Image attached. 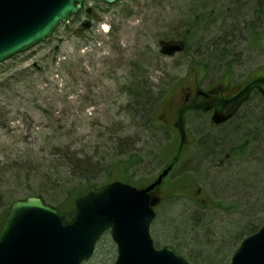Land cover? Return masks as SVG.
Masks as SVG:
<instances>
[{
  "label": "rangeland",
  "instance_id": "374dc122",
  "mask_svg": "<svg viewBox=\"0 0 264 264\" xmlns=\"http://www.w3.org/2000/svg\"><path fill=\"white\" fill-rule=\"evenodd\" d=\"M257 1L122 0L106 5L85 0L83 9L91 8L99 20L91 28L79 31L85 19L76 15L48 40L0 64L6 77L36 66L28 91L13 88L18 97L4 100L6 106L0 99L2 111L15 119L10 131L0 130V152L4 148L15 157L35 149L43 154L56 143L46 141L48 135H56L77 156H105L103 161L111 163L93 180L97 186L115 177L139 188L150 184L172 152L171 134L158 126L167 106L174 108L195 83L205 92L219 83L234 84L255 68L263 72L264 15ZM169 41L182 42L184 51L162 56L159 45ZM148 82L158 85L151 88ZM147 92L157 100L150 124L128 106L131 99L142 103ZM192 116L186 115L184 124ZM255 120L254 146L242 152L238 168L209 172L200 158V167L193 165L198 173L183 163L174 166L154 192L180 194L156 202L149 227L155 249L168 247L188 264H229L241 241L264 226V108L259 104ZM125 150L131 158L119 162L118 153ZM184 176L194 177L190 185L178 181ZM80 181L63 190L48 189L43 202L57 208ZM10 183L7 197L33 187L24 180ZM197 189L207 198L205 204L194 202ZM116 256L107 231L91 261L83 264H114Z\"/></svg>",
  "mask_w": 264,
  "mask_h": 264
},
{
  "label": "water",
  "instance_id": "95a60500",
  "mask_svg": "<svg viewBox=\"0 0 264 264\" xmlns=\"http://www.w3.org/2000/svg\"><path fill=\"white\" fill-rule=\"evenodd\" d=\"M82 1L0 0V63L47 40L79 12ZM90 1L112 5L121 0ZM182 50L167 43L161 54ZM169 170L140 190L112 182L79 193L68 224L39 197L12 203L0 227V264H82L106 231L116 246L114 264H188L170 248L156 250L149 235L154 218L149 193ZM230 264H264V226L241 242Z\"/></svg>",
  "mask_w": 264,
  "mask_h": 264
},
{
  "label": "flooded vegetation",
  "instance_id": "af4514ba",
  "mask_svg": "<svg viewBox=\"0 0 264 264\" xmlns=\"http://www.w3.org/2000/svg\"><path fill=\"white\" fill-rule=\"evenodd\" d=\"M80 11L79 14H84L85 20L80 23L79 31L87 30L94 22L99 21L91 8ZM84 22L86 26H83ZM164 44L166 43H160V51ZM148 84L151 88L158 85L151 82ZM257 104L264 108V70L259 72L255 68L234 84L219 83L205 92L199 91L198 83H195L193 88H188L185 94L177 98L174 108L170 104L167 106L170 108L165 112L163 110V115L158 117L160 131L170 133L173 143L169 161L164 168H171L170 174L177 163H183L198 173L197 167L200 166L196 160L199 158L202 163L209 158L205 165L209 172L216 170L214 172L217 173V169L224 170L226 167L238 168L244 161L241 158L242 152L254 146L252 125L254 128ZM189 114H193V120L188 119L186 125L185 116ZM166 178L150 192V198H154L155 205L170 193L171 197L180 196L172 194L173 190L167 193L160 191L154 195ZM182 180L190 185L194 177L184 176L178 181ZM193 199L195 203L204 204L207 200L201 189L195 190Z\"/></svg>",
  "mask_w": 264,
  "mask_h": 264
},
{
  "label": "trees",
  "instance_id": "16d2710c",
  "mask_svg": "<svg viewBox=\"0 0 264 264\" xmlns=\"http://www.w3.org/2000/svg\"><path fill=\"white\" fill-rule=\"evenodd\" d=\"M256 6L259 14L264 15V0H258ZM34 67L36 66L21 67L22 69L14 70L12 74L7 77L4 76L3 72H0V99L3 101L2 104L4 106H6L4 100L9 101L18 97L13 95V88L24 91H28L31 88L32 84L35 82L33 79V76L35 75ZM37 69L41 70L40 67H37ZM37 69L36 71L39 73ZM141 97L144 99L143 102L145 104L143 105L145 107H142L143 102H138V100L137 102H133V99H131L132 102H130V105L128 106L129 108H136V116H141L147 124H150L153 109L157 104V100L152 98L153 96L149 92ZM140 108H142V110H140ZM146 108L148 111L144 110ZM8 114V111L3 112L0 108V130L10 131L9 123L11 120L15 119H8ZM55 136L56 135H48L47 138L45 137L46 141H53L56 143L51 147V150L43 154L37 153L35 149H27L24 150V152L20 151L21 153H17L15 157H11V153L5 154V149L1 148L2 150L0 154L3 153L5 158L0 160V227L13 202L25 200L27 197L31 196H38L43 199L44 194L49 195L50 192L48 189H54V187H57V189L63 190L64 186L68 187L76 180L81 181L76 186L73 185V187L69 189L64 203L55 208L63 215L64 224L70 223L74 217L75 211L73 202L79 193L84 192L89 188H101L113 181H121L134 186L130 184L131 182L129 180L120 177L111 178L106 183L97 186L96 183H93V180H97V177L104 169L105 164L111 166V163L103 161L106 160V157L104 156L100 160H94V158L88 154L79 157L75 152L71 151L69 145L63 144ZM129 154L130 152L128 150H125L122 153L119 152L118 155H121L119 162L128 163V158H131V155ZM208 160L209 158L206 160V163L209 162ZM76 176L77 178H75ZM14 180H24L26 181L27 186L32 184L33 187H27L25 193L19 196L7 197L5 192L6 188L10 186V182H13Z\"/></svg>",
  "mask_w": 264,
  "mask_h": 264
}]
</instances>
